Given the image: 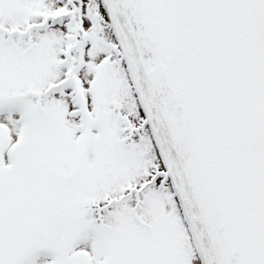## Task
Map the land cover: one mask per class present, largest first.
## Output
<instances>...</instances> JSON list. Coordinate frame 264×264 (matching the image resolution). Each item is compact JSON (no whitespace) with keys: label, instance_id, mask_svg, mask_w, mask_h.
I'll return each instance as SVG.
<instances>
[{"label":"snow or ice","instance_id":"6c2138e0","mask_svg":"<svg viewBox=\"0 0 264 264\" xmlns=\"http://www.w3.org/2000/svg\"><path fill=\"white\" fill-rule=\"evenodd\" d=\"M0 264H264V0H0Z\"/></svg>","mask_w":264,"mask_h":264}]
</instances>
